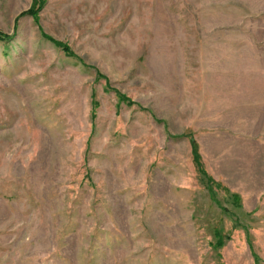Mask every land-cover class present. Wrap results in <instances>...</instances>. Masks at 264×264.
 <instances>
[{"label":"rangeland","instance_id":"1","mask_svg":"<svg viewBox=\"0 0 264 264\" xmlns=\"http://www.w3.org/2000/svg\"><path fill=\"white\" fill-rule=\"evenodd\" d=\"M0 264H264V0H0Z\"/></svg>","mask_w":264,"mask_h":264}]
</instances>
